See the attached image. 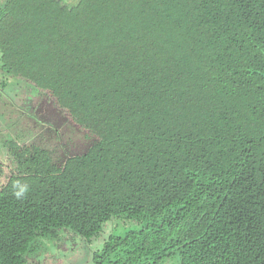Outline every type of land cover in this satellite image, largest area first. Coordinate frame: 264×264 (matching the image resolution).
Masks as SVG:
<instances>
[{"label": "trees", "instance_id": "trees-1", "mask_svg": "<svg viewBox=\"0 0 264 264\" xmlns=\"http://www.w3.org/2000/svg\"><path fill=\"white\" fill-rule=\"evenodd\" d=\"M0 68L93 138L3 142L0 264L114 217L94 264H264V0H6Z\"/></svg>", "mask_w": 264, "mask_h": 264}, {"label": "rangeland", "instance_id": "rangeland-1", "mask_svg": "<svg viewBox=\"0 0 264 264\" xmlns=\"http://www.w3.org/2000/svg\"><path fill=\"white\" fill-rule=\"evenodd\" d=\"M5 1L0 0V5ZM65 2L75 4L77 0ZM12 138L44 145L54 161L83 154L93 139L57 110L50 98L0 68V183L11 172L3 142ZM141 227L134 219L114 217L90 240L61 228L59 238H35L26 257L29 264H94L93 253L101 250L111 235L124 236ZM160 264H179L178 256L167 257Z\"/></svg>", "mask_w": 264, "mask_h": 264}]
</instances>
